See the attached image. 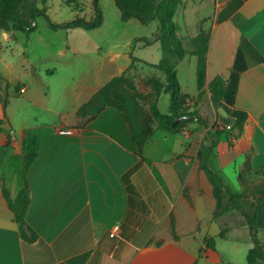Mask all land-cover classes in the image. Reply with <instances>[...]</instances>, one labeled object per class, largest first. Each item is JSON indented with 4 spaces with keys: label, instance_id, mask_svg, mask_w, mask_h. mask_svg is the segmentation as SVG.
Returning <instances> with one entry per match:
<instances>
[{
    "label": "crops",
    "instance_id": "obj_1",
    "mask_svg": "<svg viewBox=\"0 0 264 264\" xmlns=\"http://www.w3.org/2000/svg\"><path fill=\"white\" fill-rule=\"evenodd\" d=\"M214 8L209 19L198 15L197 29L210 33L207 86L217 76L227 80L223 105L216 109L207 90L196 107L205 122L180 132L156 127L142 152L121 111L106 108L86 126L77 115L128 69V57L112 51L89 55L88 70L71 76L61 68L86 55L65 41L50 57L60 62L54 67L37 69L29 56L17 65L0 61V75L9 83V103L5 110L0 106V117L6 116L0 131V264H68L86 253L85 264H224L217 241L241 240L221 236L227 215L236 212L213 218V187L197 156L203 145L213 144L209 133L216 123L227 128L222 120L244 111V128L220 136L212 164L236 194L244 192L239 176L248 165L264 178V65L242 49L247 39L264 56V0H214ZM185 9L183 2L176 16L182 19ZM180 26L183 36L198 35H190L186 22ZM13 31L0 33V52L2 43L16 39ZM27 38L30 45L32 36ZM188 65L195 73L193 91L182 82ZM196 70V57L177 66L181 91L192 98L199 94ZM63 128L75 134L62 136ZM25 186L31 195L26 220L38 235L34 243L22 239L3 193L5 187L15 199ZM210 238L215 251L206 246Z\"/></svg>",
    "mask_w": 264,
    "mask_h": 264
},
{
    "label": "trees",
    "instance_id": "obj_2",
    "mask_svg": "<svg viewBox=\"0 0 264 264\" xmlns=\"http://www.w3.org/2000/svg\"><path fill=\"white\" fill-rule=\"evenodd\" d=\"M121 12L124 22L137 20L142 24L158 22L157 31L150 38L136 40L148 47L160 44L163 58L158 64L140 61L131 54V66L120 76L114 77L105 85L87 104L81 107L77 115L85 119L87 123L95 120L106 108L122 112L130 131V135L139 152L153 135L156 127H162L172 132H180L189 129L194 122H205L196 107L202 102L203 96L208 90L211 101L217 108L223 105L227 90V80L224 76H217L207 86V67L210 33L202 31L194 37L183 36L181 26L174 21L177 11L183 5V0H114ZM42 3L43 7L39 4ZM100 0H95V18L87 21L77 17L73 21L54 23L46 8L47 0H0V32L11 30L21 31L27 36L34 33L37 28V17L46 18L48 25L53 30L70 31L77 28L94 30L100 28L103 23L102 12L99 7ZM76 9V7H74ZM242 49L244 53L257 64L264 65V56L254 47L249 40L243 39ZM190 57L197 58V88L199 94L192 98L181 91L177 76V66ZM138 62L145 66L155 68L164 73L165 79L145 75V82L149 86L148 92L137 90L133 80L129 78L131 69ZM9 83L0 75V106L5 110L9 103ZM162 94L171 96V113L164 114L159 109V99ZM193 102V104H191ZM194 105V106H192ZM248 114L236 110L231 113L230 119L222 121L228 126L221 128L215 124L209 133L213 144L203 145L197 159L200 169L207 176L213 187V195L216 199V209L213 218L217 220L228 212H237L244 219L246 227L254 243L247 255V264H258L264 261V245L256 238L259 230H264V178H257L252 173L250 166L239 178L244 188L242 194L234 193L225 183L223 177L212 164L213 150L220 136L235 129L242 130L248 120ZM219 119H222L219 117ZM6 116L0 117V131H4ZM85 122V123H86ZM132 172L125 176V181L130 187L129 178ZM4 196L15 221L19 225L21 237L24 241L34 243L38 239L37 233L28 224L26 218L31 203V195L28 186H25L15 199L11 198L9 191L4 187ZM225 232L221 234L224 237ZM206 246L215 251L216 240H205ZM90 253L80 255L68 261V264H85Z\"/></svg>",
    "mask_w": 264,
    "mask_h": 264
},
{
    "label": "rangeland",
    "instance_id": "obj_3",
    "mask_svg": "<svg viewBox=\"0 0 264 264\" xmlns=\"http://www.w3.org/2000/svg\"><path fill=\"white\" fill-rule=\"evenodd\" d=\"M94 2L95 0H47L45 6L50 19L54 23L61 24L73 21L78 16L87 21L93 20L96 15ZM183 2L186 4V9L183 11L184 15L181 16L182 19H180V15H177L174 21L179 25L186 22L187 31L190 35H197V17L199 15L202 18L209 19L215 10L214 0H183ZM39 6L43 7L41 2ZM99 7L102 9L103 23L100 28L94 30L82 28L75 29L73 32L53 30L49 27L46 18L39 16L37 17L38 28L31 34L30 45H28V38L25 33L11 30L13 31L12 36L16 39L12 38L9 43H2L3 49L0 52V61L5 60L17 65L24 61L26 56H29L32 62L31 65L37 69H45L48 66L54 67L55 63L59 64L60 62L52 60L50 57L54 56L57 50L64 47L65 41H69L73 47H77L83 55H86L78 59L72 58L71 64L67 68H61V71L71 76L84 72L86 68L88 70L89 63L85 62L84 59L89 55L105 56L109 55L111 51L114 54L121 53L124 57L126 56L125 58L128 57L129 67L132 62L131 54L140 61L146 60L151 64L160 63L163 58L160 44L157 43L146 47L136 41L141 38H150L157 31V21L150 24H142L137 20L124 22L121 19V12L114 0H100ZM38 38H41L42 41H39ZM48 53L51 54H49V57H47ZM190 70V66L188 65L186 74L182 76L183 86L187 91H193L195 82L193 67ZM129 74V78L133 80L137 90L144 93L149 89V86L145 82V75L150 74L165 79L163 72L145 66L142 62H138ZM170 99L171 96L168 94L162 95L161 99H159L160 109L164 114L171 113ZM85 122L86 120L84 119L83 123L86 126L88 123ZM238 214L236 212L232 215H227V229L224 236L227 238L236 236L241 240L238 242L231 240L224 241L221 238V240L217 241L220 244L219 248L223 252L222 259L224 264H247L249 248L254 245L248 234V230L243 226L244 221L238 219L240 215ZM231 227L235 230L231 231ZM257 238L264 242V232L260 231Z\"/></svg>",
    "mask_w": 264,
    "mask_h": 264
},
{
    "label": "built area",
    "instance_id": "obj_4",
    "mask_svg": "<svg viewBox=\"0 0 264 264\" xmlns=\"http://www.w3.org/2000/svg\"><path fill=\"white\" fill-rule=\"evenodd\" d=\"M20 92H21L22 94H24V93L26 92L25 88H22V89L20 90ZM59 134L62 135V136H70V135L75 134V130L72 129V128H63V129H60V130H59ZM117 233H118V228H115V229L113 230V233L111 234V236H112V237H115V236H117Z\"/></svg>",
    "mask_w": 264,
    "mask_h": 264
}]
</instances>
